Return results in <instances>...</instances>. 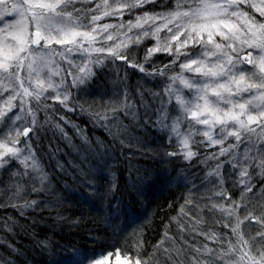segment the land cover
<instances>
[{"label": "snow or ice", "instance_id": "obj_1", "mask_svg": "<svg viewBox=\"0 0 264 264\" xmlns=\"http://www.w3.org/2000/svg\"><path fill=\"white\" fill-rule=\"evenodd\" d=\"M105 70L112 96L103 111L86 108L80 96ZM61 109L87 113L121 145L131 146L121 138L130 125L151 127L173 149L166 156L204 166L171 218L183 221L179 241L166 231L153 252L122 259L74 249L79 264H264V0H0V176L10 175L0 208H40L28 195L47 190L37 155L46 126L70 141L63 125H73L90 146ZM81 174L86 201L97 181L118 187L107 164ZM0 227L11 232L12 218Z\"/></svg>", "mask_w": 264, "mask_h": 264}, {"label": "trees", "instance_id": "obj_2", "mask_svg": "<svg viewBox=\"0 0 264 264\" xmlns=\"http://www.w3.org/2000/svg\"><path fill=\"white\" fill-rule=\"evenodd\" d=\"M166 59L160 57L162 61ZM114 79L112 71L101 72L87 94H81L79 103L87 101L86 108L94 105L96 110L103 111V104L112 96ZM129 82L134 89L137 76H131ZM60 114L83 129L91 144L86 145L76 128L63 125V121L59 122L70 141L55 128L46 126L40 132L37 155L48 175L47 190L40 194L29 192L28 199L42 203L35 211L26 210L23 217L11 206L0 208V219L11 217L14 222L11 232L0 227V241H4L0 243V264H79L82 257L74 249H88L90 254L94 251L96 258L101 252L122 250L121 258L125 254L135 258L137 251L153 252V246L166 231L179 241V226L183 221L171 218L178 216L179 205L192 180L203 177L204 166L192 162L189 167V162L183 159L166 156L164 153L173 149L151 127L142 130L130 125L129 134H121V138L131 140V146H127L121 145L119 139L114 141L87 113L78 110L68 113L61 109ZM125 123L130 121L125 119ZM105 164L114 173L112 180L118 187L112 193L107 191L108 182L97 181L101 188L98 198L86 201L81 195L85 191L81 170L96 175ZM142 176L158 179L146 184L139 179ZM0 181V199L7 201L10 193L5 195V192L10 175L2 174ZM133 183L136 188L131 187ZM196 183H200L199 179ZM32 186V182L27 185L29 189ZM35 186H40L39 180ZM227 187L231 188V183ZM233 195L238 198L239 192L234 191ZM14 202L23 204L24 201ZM45 241L46 247L41 243ZM9 243L17 251L8 247ZM165 246L171 247L172 241ZM165 258L159 255L160 264Z\"/></svg>", "mask_w": 264, "mask_h": 264}, {"label": "rangeland", "instance_id": "obj_3", "mask_svg": "<svg viewBox=\"0 0 264 264\" xmlns=\"http://www.w3.org/2000/svg\"><path fill=\"white\" fill-rule=\"evenodd\" d=\"M57 106H58V105H57ZM77 259H79V258H77ZM121 259H122V258H121ZM110 264H117V261H116L115 257H113V258L111 259Z\"/></svg>", "mask_w": 264, "mask_h": 264}]
</instances>
